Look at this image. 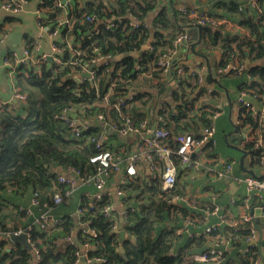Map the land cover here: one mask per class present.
<instances>
[{"label":"trees","instance_id":"1","mask_svg":"<svg viewBox=\"0 0 264 264\" xmlns=\"http://www.w3.org/2000/svg\"><path fill=\"white\" fill-rule=\"evenodd\" d=\"M54 1L42 0L39 5V9L46 10L49 15L50 21L44 23L48 28L51 20L56 22L61 17V10L54 5ZM218 3L231 13L240 15L238 20L249 35L213 31L210 27L212 23L209 22L205 24L207 27L203 32L202 45L209 51H221V74H225L223 68L229 64L243 66L241 71L230 69L228 75L237 76L234 79L238 82V95L246 90L251 100L259 101L264 97V64L249 66L247 59L252 63L264 59V14L249 18L248 8L240 7L236 1ZM258 4L260 0L256 6L247 1L250 7L257 8ZM157 7V0H72L68 17L72 19L75 43L79 44L81 54L71 58L69 51L61 53L65 62L70 61L65 66L45 60L39 68L25 65L17 68L13 78L15 88L27 94L28 98L16 110H0V264L34 263L35 252L21 243H11L4 234L20 230L28 231L31 243L38 250V264H78L80 249L68 242L75 235L83 245L89 246L87 256L95 264H215L212 260L196 261L192 255L207 252L216 247L218 242L219 248L224 250L225 264L264 263L258 245L251 247L247 242L250 231L246 224L233 226L226 222L208 230L211 224L206 222L208 219L204 216L213 204L212 196H228V191L220 188L219 180H212L208 174L203 175L207 182L202 183L198 180L199 175L186 177L180 169L179 179L169 191L163 189L161 174L157 171L148 174L146 166L137 175L127 176L121 188L123 193L118 195L127 206L122 214L129 238L124 242V252L117 251L119 237L113 232L115 226L119 225L121 215L116 213L115 217H107L103 212L107 204L114 203L113 194L105 193L93 203L82 196L78 207L73 206L74 195L58 205L54 204L56 194L65 195L69 189L68 185L59 181L61 172H66L69 167L78 168L83 174L96 170L97 165L90 159L98 150L91 138L105 131L103 124L98 122L78 136L70 122L57 117L59 114L72 109L81 117L90 118L101 112L109 122L122 125L130 120L135 127L151 119L158 91L167 83V80L160 81L164 75L161 69L156 68L157 61L161 55L173 51V40L178 34L167 38L158 28L169 29L174 26L175 31L176 21L180 22L179 15L187 16L175 7H170L174 11L173 16H170L167 6H163L154 21L148 23L146 19ZM93 14L99 15L98 22L86 19V15ZM205 15L210 17L207 12ZM15 17L7 16L3 21L0 20V37L8 32L6 23L15 21ZM109 21L114 23L112 27H108ZM135 23L140 25L135 27ZM96 27L94 33L87 34ZM32 41L28 39L27 44ZM147 43L152 44L154 49L149 50L145 46ZM96 47L99 52L95 51ZM124 53L130 55L119 61L94 64L97 69L94 84L85 80L79 86L71 74L74 68L81 70L82 64L96 54L116 56ZM72 61L77 63L73 64ZM176 65H180V62H176ZM188 71L183 74L174 71V78L179 84L172 90L171 101L158 107L153 115L154 119L162 115L165 121L162 126L173 133L200 131L211 123L209 116L214 110H224L219 93H205L200 88V81L191 77ZM114 77L118 82L124 78L135 80L136 87L143 85L145 88L130 105L117 107L114 104L116 97L110 96L109 103L103 99ZM116 90L120 91L121 86ZM197 102L199 105H196ZM238 110L244 124L252 129L258 126L256 118L246 106H239ZM107 135V148L113 152H132L135 149V142L127 137L108 131ZM170 142L176 148L177 143L173 140ZM252 147L253 143L247 142L244 148L249 150L252 163L260 172L263 168L258 158L259 151L252 150ZM206 148L209 156H218V145H207ZM175 161L179 163L177 157ZM160 167L164 168L163 162ZM245 175L241 169L237 176ZM110 182H114L112 177L108 180ZM189 191L197 193L192 196L194 204L201 208L198 212L188 204L191 199ZM24 194H31L32 197L37 194L39 205L33 207L32 214L27 212L29 207L22 205L25 204L22 198ZM173 196H179L180 199L171 202ZM235 196L238 202L231 204L228 200L223 210L227 219H239V198L245 194ZM45 203L52 206L55 214L63 217L62 223L47 227L36 221V217L46 208ZM263 203L264 197H254L251 209ZM79 209L83 214L76 215ZM185 221L198 226L204 223L206 226L203 231H195L188 236L182 247L174 253L178 239L186 235L177 232L183 228ZM173 223L176 225L172 226ZM84 225H88L94 233L84 230ZM64 242H68L66 246H63ZM230 245L235 249L228 251ZM96 259H106V262Z\"/></svg>","mask_w":264,"mask_h":264},{"label":"built area","instance_id":"2","mask_svg":"<svg viewBox=\"0 0 264 264\" xmlns=\"http://www.w3.org/2000/svg\"><path fill=\"white\" fill-rule=\"evenodd\" d=\"M251 5L256 6L258 0H247ZM27 0H3L0 3V10L4 12H8L11 16H16L20 14L27 3ZM54 5L61 10L62 13H66L67 16L61 17L57 19L56 22L51 20V23L48 24L50 26V35L53 38L52 49L53 52L48 54L46 52L38 53L40 43L38 40H33L30 44H27L23 56H17L15 52L10 55H7L4 59V64L7 67V71L9 77L14 83V74L17 72V68L20 65H25L29 67H40L41 63L45 60H49L50 57L53 58L51 62L56 64H60L65 66L70 63V61L65 62L64 59L60 56L64 51H69L72 56H76L81 54V48L79 44L75 43V37L72 31L73 22L72 19L68 17L70 7L72 6V0H55ZM179 11L186 14L189 18H191L193 23L199 24H207L213 23L214 21L205 15V12L199 11L197 9H189L185 6L178 7ZM39 19H42L43 23L40 20L41 26H46L45 22H49V15L46 10H42L38 8ZM86 19L90 22H98L100 20L99 15H86ZM104 21V20H101ZM114 25L113 22H108V27H112ZM140 23H135V27H138ZM66 32H64V29ZM97 27L93 29V32H88L87 34H92L96 31ZM7 34V33H6ZM6 34L0 37V43L4 40ZM189 40L187 32L185 30L178 32L176 38L173 40V51L165 53L158 58L157 61V69H161L164 77L160 79V81L167 80L166 85H170L172 81L174 82L173 88L168 90L167 95L163 93L157 94V98L161 99V104H166L171 101L172 98V90L176 88L179 82L174 78V71L179 74H183L186 70H189V74L191 77H196L199 81H203L205 66H202L200 69L192 68L189 64H180L176 65L174 61L176 58L175 53L179 46L185 41ZM149 50L154 49L152 44L147 43L145 45ZM96 52H99V48H95ZM119 55V54H118ZM117 56V55H116ZM115 56L112 55H100L96 54L93 56L87 63L82 64L81 70H77L74 68V71L71 73L72 76H79L83 72H90L89 77L81 78V83L85 80L93 79L95 82L97 69L94 67V64L98 62H111L112 58ZM73 64H76V61H72ZM137 68H139L137 66ZM230 69H235L241 71L243 66L237 64H229L227 67L223 68L224 72H229ZM179 77V76H178ZM136 83L135 80L131 79H120L118 82L116 77L111 79V83L108 87L106 94H104L103 99L105 102H110V96L116 97L115 106H123L130 105L129 103L132 100H135L136 95L143 91L142 86L136 87L134 85ZM121 86V90H116L118 86ZM97 93L101 94L100 90ZM14 94L15 98L21 102L27 101V94L19 92L15 88L14 84ZM237 102L239 106H246L249 111H251L252 116L256 118L258 126L256 128H251L250 126L244 124V119L239 115V110L236 115L235 125L241 126L240 134L244 136L243 145L245 147L247 142H252L253 147L252 150L259 151V161L262 166V175L264 176V135H263V127H264V112L262 110H258V108L254 105L255 103L249 99V95L246 90L241 91L238 95ZM261 104L264 105V97L259 100ZM5 108H14V105H8V103L0 102V110ZM77 113V111L70 109L65 110L57 117L66 122H70V125L74 131V133L78 136L82 135V132L86 129H89L95 123H102L105 131H103L99 136L95 138H91V141H94L98 153L91 157V162L97 165V168L94 172L83 174L80 169L75 167H69L66 172H61L62 174L59 176V181L62 184H66L69 186V189L65 192V195H61L57 193L54 198V204L58 205L64 201V199H69L76 190L77 182H81L86 185H93L96 188L95 193L93 194L91 203L94 200H100L103 195L106 193L105 190L108 185V180L112 177L115 182L116 193L117 195H122L123 190L122 185L126 182L127 176L137 175L138 172L143 169L145 166L149 168L151 171L159 172L162 177L163 189L169 191L172 189L178 179L180 174V169L183 170V176L192 177L195 175H204L208 174L211 176L212 180H224L231 179L233 182L237 184H244L246 187V193L244 197H240V215L239 219L234 220L233 226H238L239 223H248L251 224L249 228V235L247 236L248 244L253 247L257 246L256 240L258 238V230L255 226L252 225V222L255 218V213L247 212V210L251 207V201L254 197L263 198L264 197V179H259L250 174H246L245 176H237L234 174V164L232 161L225 160L219 156H209L206 146L210 145L211 147H215L218 145L217 138V127L215 124V120L223 113L222 108H218L213 111L212 116H209L212 120L211 123L204 126L200 131L190 132L184 131L179 133H173L169 129H166L162 125L165 123L164 117L162 115H158L156 119L157 127L155 130L149 126V119L140 124V126L135 127L132 125L130 120H127L122 125H117L115 123L109 122L107 120L106 115L104 113H95L92 117H81L78 114L77 118H73L71 116L72 113ZM107 131L109 133L117 132L120 136H129L131 133H134L136 136V146L132 152H127L126 150H122V152H113L109 148H107ZM170 140H173L177 143L176 148L171 145ZM249 151V150H248ZM126 153V154H124ZM250 154V152H249ZM175 157L178 158L179 163L175 161ZM164 163V168L160 167V163ZM37 194L31 198L30 206L27 209L29 214L33 213V207L39 205V200L37 199ZM180 199L179 196H173L170 201L177 202ZM238 202L237 198L232 197L230 200L231 204H235ZM212 206L208 208L205 212V219H209V216L216 215L219 217L218 223L216 225H210L208 230L212 229V227L220 226L227 219L225 213H223L224 208L218 203V195L214 194L212 196ZM44 206L46 208L43 209L41 214L36 217L37 222H42L47 227H52L57 224L63 222V217L61 215H57L52 211V206L49 203H45ZM125 210L127 206H125ZM258 208V207H257ZM103 212L107 217H115L116 211L114 208V203L107 204L103 208ZM123 212V213H124ZM122 213V214H123ZM77 215H81L82 210L79 209L76 213ZM123 216V215H122ZM254 224V222H253ZM118 225L115 226L117 228ZM86 230V229H84ZM24 230L16 231L14 233H21ZM91 233H94L92 229L89 230ZM28 233V231H26ZM12 233V234H14ZM9 238L12 234L4 233ZM29 234V233H28ZM74 237L70 238L68 242L74 243ZM30 240V236H29ZM31 242V240H30ZM219 243L216 244V247H213L207 252L198 253L192 255V258L196 261H207L212 260L215 264H225L224 260V250L219 248ZM33 245V244H32ZM89 247V246H88ZM248 250V248L246 249ZM37 249L33 246V252H35V259L33 264H38L40 259ZM0 254H1V246H0ZM87 255V249L86 253ZM81 257V252H80ZM96 261L105 263L106 259H96ZM264 262V260H263ZM255 264H261L260 262H256ZM264 264V263H262Z\"/></svg>","mask_w":264,"mask_h":264},{"label":"crops","instance_id":"3","mask_svg":"<svg viewBox=\"0 0 264 264\" xmlns=\"http://www.w3.org/2000/svg\"><path fill=\"white\" fill-rule=\"evenodd\" d=\"M157 1H158V7L146 19V21L148 23H152L154 21L156 14L158 13L159 9L162 8L163 6H167V8L169 9L170 16H173V13H174V11L172 10L173 9L172 7L178 8L180 6H185L189 9H199V10L201 9L202 11L207 12L208 15L214 19V22L212 24H210V27L212 28L213 31H219V30L221 31L222 30V32H228L231 34H238L240 36L249 35V33L247 32V29L244 28L243 25L240 24V22L238 20L240 15L238 16L234 13H231L226 7H224V5L219 4L218 2H226L223 4H227L230 1L238 2L240 7L243 6L245 8H248V10H249L248 11V17L249 18H251V16L259 17L260 15L264 14V0H260V5L258 4L257 8L248 6L247 0H173V1L172 0H157ZM41 2H42V0H30V1H28L25 4L22 12L20 14L16 15L15 21L10 22V23L9 22L6 23L5 26L8 30V32H7L4 40L0 43V102L1 103H8V105H14L15 110L18 109L24 103L15 98L14 83L12 82L11 78L9 77L7 67L4 64L5 57L7 55L12 54L13 52H15L17 54V56H19V57L23 56L24 49L27 45L28 39L38 40V42L40 43L39 50L37 51L38 53L46 52V53L50 54L53 52V49H52L53 38L50 35V28H48L46 26H41L40 22H39L38 8H39V5ZM61 15H63V17L67 16L66 13H62ZM7 16H11V15L8 12H4V11L0 10V20L1 21H3L5 19V17H7ZM179 16H180L179 17L180 22L178 23V21H176L175 31H174V26L170 27L169 29L158 28V30H160V32H163V34L168 38V37L180 32L181 30L186 31L191 26H193L192 21H194V20H192L191 18L184 16V15H182V16L179 15ZM203 32H204V30H203ZM202 41H203V37H202ZM197 50H198V52H203L205 55L208 54L213 58L212 63H211L212 67H210L206 58H204L203 56H201L199 54L194 53L190 47L186 51L181 53V51H182L181 46H179L177 53H175L176 58L178 60L177 62H180V64H189L192 68H198V69H200L202 66H205L206 69H205V73H204V79H203V81L199 82L200 88L205 93H208L209 95H211L214 91L219 93L220 104L223 106L224 109L228 110L229 119H230V122L232 124L230 131L227 132L226 134H228V133L231 134L233 132L234 127L236 126L235 125V119H236V115H237V112L239 109V104L237 102V97H238V93H239L238 82L236 79H234L237 76L236 75H228L229 72L227 74H221L220 73L221 69L219 68V65H220V61L222 58V53L220 50L215 49V50L209 51V50L205 49V46H203L202 43L197 45ZM213 61H215V63ZM247 64L249 66L254 65V64H264V59H260V60H258V62H253V63L250 59H247ZM211 68L215 72H214L213 78L209 79V74H210ZM220 83H222L223 86H220L219 85ZM172 88H173V86H172ZM249 98L251 100L250 96H249ZM252 101L255 103L254 105L258 108V110H262L264 112V105L263 104H261L258 100H255V99H252ZM197 104L199 105L198 102L196 103V105ZM224 104H227V105H224ZM160 106H162L161 99L157 98L154 102L153 112H151V119L149 120V126L152 128V130H155V128L157 127L156 119H154L153 115H154V112H156V109ZM23 115H25V114H23ZM222 115H223V113L215 120L216 127L218 124V120L220 117H222ZM154 123H156L155 128H153ZM226 134H224V136ZM238 135H241V134L239 133ZM127 138L132 142L137 141L136 136H134V137L127 136ZM217 138H218V146H219L220 137L218 134V130H217ZM237 138H238V136H237ZM225 141H226L227 145L230 147H233L230 144L237 145V142H232V141H230L228 144L226 136H225ZM242 147H244V145ZM233 148H236V147H233ZM218 152H219V147H218ZM219 155H220V153L218 154V156ZM231 159L233 160L232 162L234 164V174L238 175L239 171L241 170L240 162H238L239 159H235V158H231ZM249 160H250L249 168L254 169L258 175H262V170H260V172H259L257 166L253 165L250 154H249ZM146 169H147L148 174L154 173V171H151L149 168H146ZM198 180H200L202 183L207 182L206 178L203 175H199ZM232 182H233V180H231V179L219 180L220 188L228 191V196L222 194V196H220L218 198L219 204L224 209L226 208V204H227L226 202H228V200L230 202L232 197L237 198V196H235V195L246 193V187L243 183L242 184L235 183L236 187L233 190V192L231 193L230 189H231V183ZM115 186H116L115 182L108 183L105 192L110 193L111 195L113 194L115 211L117 214L122 216V213L124 212L126 207H125L124 203L118 197V195L116 193V187ZM95 191H96V188L93 185H86V184H83L81 182H77L76 190L73 194L74 195L73 206L78 207V204L81 202L82 196H86L87 199L91 201ZM194 194H195V196L197 195L196 192L193 193V191H189V196L191 197V199H189L188 204L193 210L198 212V210H201V208H199L196 204H194V202H195L194 198H193ZM22 198H23V202L25 203L22 205H26L27 207H29L30 202H31V198H32L31 194H24ZM260 206H264V203ZM256 208H253V210H255ZM247 212H249V213L251 212V207L247 210ZM260 218H261V221L258 223V227L261 228L262 231L264 232V218L262 216H260ZM218 220H219L218 216L211 215V216H209V219L206 222L209 221L211 225H216L218 223ZM119 221H120V219H119ZM195 221L199 222L198 219H196ZM226 222H229L232 225L235 223L234 220L231 219V217H229V219L226 220L224 223H226ZM183 223H184L183 228L178 229L177 232L181 235L182 234H186V235L184 237H181L180 239H178V241L175 245L174 253H176L182 247L184 242L187 240L188 236L192 235V233H194L195 231H200V230L203 231L204 226H206V224L204 225V223H202V225L200 224L198 226L191 221H185ZM224 223H222V224H224ZM239 224L241 225V224H246V223H239ZM246 225L249 226L248 228H250L251 224L247 223ZM252 225L254 226L253 222H252ZM83 229H86L87 231H89L91 228L88 225L87 226L84 225ZM257 230H258V235H259V233H260L259 229H257ZM75 236H77V235H75ZM118 237H119V235H118ZM67 243L68 242H64L63 246H66ZM120 246L124 247V242H122L119 238V242H118L117 248H116L117 251H120L119 250ZM227 246H229V245H227ZM84 247L86 250L88 246L84 244ZM234 249H235V247L233 248V246L230 245V247L228 248V251H232ZM263 252H264V248H263ZM85 253H86V251H85ZM91 261L92 260L89 259V257H88V262H91ZM78 264H80V260H79Z\"/></svg>","mask_w":264,"mask_h":264},{"label":"water","instance_id":"4","mask_svg":"<svg viewBox=\"0 0 264 264\" xmlns=\"http://www.w3.org/2000/svg\"><path fill=\"white\" fill-rule=\"evenodd\" d=\"M173 1V0H172ZM193 26H191L189 29L186 30L187 35L189 37V40H185L180 46H181V53H183L184 51H186L189 47L193 50L194 53L199 54L201 56H203L204 58H206V60L208 61L210 67H212V57L208 54H204L203 52H198L197 50V45H199L200 43H202V37H203V30L207 27L206 25L203 24H199V23H193ZM192 37V38H191ZM129 53H124V54H119L117 56H115L114 58H112V61H119L127 56H129ZM50 61L53 60L52 57L49 58ZM175 62L177 61V58H175L174 60ZM216 61V60H215ZM215 61H213L215 63ZM214 70H210V74H209V79L213 78L214 75ZM227 72H225V74H227ZM90 76V72L86 71L81 73L79 76H75V79L78 83V85L80 86L81 84V78H85V77H89ZM90 82L92 84H94L93 79H90ZM174 82L172 81V83L170 85H164L163 87L160 88L159 93H163L165 95H167L168 90L171 89V87L173 86ZM220 86H223L222 83L219 84ZM71 116L73 118H77L78 114L72 113ZM156 127V123L153 124V128ZM240 133V129L239 127L235 126L233 129V132L230 134H226V139L227 142L229 144L230 141L232 142H237V145L235 144H230L233 147H236L240 153L241 156L239 158V162L241 165V169L244 171V173L246 174H250L252 176H255L259 179H264L263 175H258L254 169L249 168V152L247 149H245L243 146V141H244V136L243 135H238ZM238 136V138H237ZM129 137H134V133H131L129 135ZM234 137V138H233ZM242 145V146H241ZM57 171L59 172L60 170L57 169ZM236 185L235 182L231 183V189L230 192L232 193L233 190L235 189ZM252 213H255V218H254V226L256 229H259V235L258 238L256 240V244L258 245L259 249H260V253L263 257L264 260V252H263V248H264V232L262 231L261 228L258 227V223L261 221L260 216H262L264 218V206H260L258 208H256L255 210L252 211ZM261 214V215H260ZM124 216L120 217V222L117 228L114 229V233H117L119 235V238L122 242H125L126 240H128V236L126 234V231L124 229ZM176 224L173 223L172 226H175ZM10 241L11 243H21L22 245H24L27 249H29L30 251H33V245L29 240V234L26 231H23L19 234L14 233L10 236ZM74 243L79 247L80 252H81V257H80V264H95V261H91L88 262V257L85 254V247L83 245V243L78 239L77 236L74 237ZM121 252H124L125 249L123 246H120L119 249Z\"/></svg>","mask_w":264,"mask_h":264},{"label":"rangeland","instance_id":"5","mask_svg":"<svg viewBox=\"0 0 264 264\" xmlns=\"http://www.w3.org/2000/svg\"><path fill=\"white\" fill-rule=\"evenodd\" d=\"M232 124L229 119L228 110L224 109L222 117L219 118L218 124H217V130L220 137L219 142V157L229 160L231 158L239 159L240 158V152L237 148H233L227 145L225 141V136L227 132L230 131Z\"/></svg>","mask_w":264,"mask_h":264}]
</instances>
